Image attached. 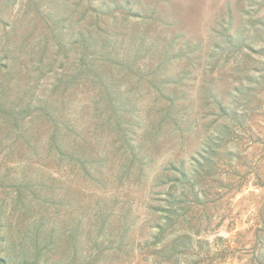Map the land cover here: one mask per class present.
Returning a JSON list of instances; mask_svg holds the SVG:
<instances>
[{"label": "rangeland", "instance_id": "rangeland-1", "mask_svg": "<svg viewBox=\"0 0 264 264\" xmlns=\"http://www.w3.org/2000/svg\"><path fill=\"white\" fill-rule=\"evenodd\" d=\"M166 107L177 122L160 128ZM56 120L65 155L53 145ZM122 129L140 157L131 179ZM199 170L211 174L201 182L210 198H223L207 206L204 242L182 264H264V0H0V264L35 255L39 234L72 263L64 246L74 228L75 264H88L101 211L136 245L163 222L151 209L167 204L154 199L170 189L161 182L181 178V195V172Z\"/></svg>", "mask_w": 264, "mask_h": 264}, {"label": "trees", "instance_id": "trees-1", "mask_svg": "<svg viewBox=\"0 0 264 264\" xmlns=\"http://www.w3.org/2000/svg\"><path fill=\"white\" fill-rule=\"evenodd\" d=\"M4 19V18H3ZM4 24L8 26L7 20L4 19ZM96 53V52H93ZM110 52H108L109 54ZM107 59V56L105 60ZM118 66H123L124 62H114ZM2 67L7 70H11L10 63L1 64ZM90 68L92 72L97 71V59L93 58L89 62ZM113 72V71H111ZM27 85V82H25ZM105 89L108 90L109 85L105 80ZM112 92L111 88L110 91ZM172 104V102H171ZM170 104V105H171ZM220 109L224 114L227 115L229 110L225 105H219ZM42 109V107H39ZM47 108V106H46ZM101 113H109L108 111H101ZM163 113L161 114V118L159 121L160 128H163L166 124L177 122L176 113L171 109V107H166ZM32 113V112H31ZM30 113V114H31ZM28 114V115H30ZM120 119L118 120L120 125H123L124 122L123 114H118ZM52 118H54V113L52 114ZM114 118V114H110V118ZM108 119V118H107ZM108 122H101V125H105ZM125 124V123H124ZM56 128L53 132L54 143L58 150L64 154L61 149V145H59L58 138L56 136V132H62L64 128H62L61 123L56 120ZM155 125V124H154ZM157 125V124H156ZM126 129V128H124ZM120 130V133L123 132L122 139L125 141H129L128 147L125 150V153L129 155V163L124 162L123 167L126 168L127 178L131 179L133 174V169L136 167L140 157L137 153V149L133 144V139L129 138L127 133L123 130ZM119 134V132H118ZM120 140V138H117ZM216 140H222V137H216ZM228 142V140H227ZM226 142V143H227ZM212 144H214L212 140ZM229 145V144H228ZM126 146V144H125ZM124 146V147H125ZM220 146L223 145H210L209 148L215 151ZM221 150H224L222 148ZM65 155V154H64ZM72 157V156H71ZM214 154L209 157H205V162L213 163L212 159ZM73 161H81L84 169H87V161L80 157L76 160L74 157ZM199 165L206 167V163L202 161H197ZM140 170H143L140 167ZM171 170L179 171L180 168L177 166L171 167ZM181 175L186 178V181L183 186V191L181 195L175 193L174 188H176V183L182 180L181 178H173L168 177L167 182H161V184H171L170 189L167 192H158V194H162V198H154L158 201L167 202L166 205L155 204L151 206L152 211L160 212L163 222H160L155 225L157 231L150 238L141 241L140 243L131 244L126 241L127 234L129 233V228L127 224H122L120 227L112 228L110 227V222L112 221V217L114 216L113 212L103 213L102 211L98 214H95V218H99L98 221H92L89 226V247L87 251V263L88 264H133L136 261H141L142 255H158L160 258L157 259V262L160 264H182V260L184 256L187 255V251L190 245L197 241L199 243L204 242L200 236L203 230L209 227V221L207 216L208 207L211 203H215L223 198L221 194V190H218L214 194H217V199H211L212 195L210 188L206 185H202V181H209V173L206 171H196V175L190 176V174L181 172ZM215 182V180H213ZM190 183V186L188 184ZM219 187H226L225 182L221 179L217 182ZM190 188L193 195H190V191L187 189ZM209 197V198H208ZM207 211V212H206ZM101 214V215H100ZM103 214H106L105 216ZM123 214V213H122ZM118 226V225H117ZM110 227V228H109ZM69 239L68 243L64 246L65 253L68 255V258L73 257V264H75L80 256V246L81 241L79 238V229L74 228L71 231L67 232ZM195 234V235H194ZM194 236H197L194 238ZM46 235H37L35 245L36 248L35 255L32 254V248L26 251L24 260L21 264H72L68 263L66 258L60 257L56 258L57 254V241L50 239ZM54 238V236H53ZM44 239V240H43ZM35 249V248H34ZM154 249V250H153ZM140 250V252H138ZM136 254L138 259L136 261H130L125 258L126 255ZM125 259V260H124ZM148 259V258H145ZM4 264H10V261L7 259H2ZM132 262V263H131Z\"/></svg>", "mask_w": 264, "mask_h": 264}]
</instances>
